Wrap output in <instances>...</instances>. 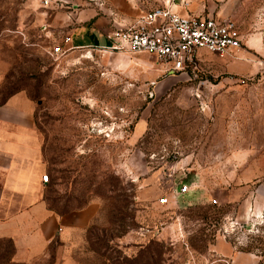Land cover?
<instances>
[{"label":"rangeland","instance_id":"1","mask_svg":"<svg viewBox=\"0 0 264 264\" xmlns=\"http://www.w3.org/2000/svg\"><path fill=\"white\" fill-rule=\"evenodd\" d=\"M165 4L182 0H0V101H32L58 218L34 257L13 260L0 238V264H264V0H190L187 11L231 17L242 47L204 51L186 71L66 43L86 11L114 40Z\"/></svg>","mask_w":264,"mask_h":264},{"label":"crops","instance_id":"2","mask_svg":"<svg viewBox=\"0 0 264 264\" xmlns=\"http://www.w3.org/2000/svg\"><path fill=\"white\" fill-rule=\"evenodd\" d=\"M85 14L77 17L80 26L68 32L70 45L110 47L114 31L109 19L95 18L93 11ZM33 112L32 101L22 91L0 101V238L12 240L15 261L42 253L58 220L44 200L42 174L48 164Z\"/></svg>","mask_w":264,"mask_h":264},{"label":"built area","instance_id":"3","mask_svg":"<svg viewBox=\"0 0 264 264\" xmlns=\"http://www.w3.org/2000/svg\"><path fill=\"white\" fill-rule=\"evenodd\" d=\"M189 5L190 0H182L180 8L165 4L141 11L133 22L118 28L110 47L151 53L168 64L172 72L186 71L195 66L204 51L239 57L242 40L235 21L229 16L216 17L187 11ZM65 40L72 47L68 36ZM61 50L59 45H55L51 53ZM42 179H48L47 173L42 174ZM186 190L187 185L183 184L179 192ZM158 199L160 203L169 201L167 194Z\"/></svg>","mask_w":264,"mask_h":264}]
</instances>
